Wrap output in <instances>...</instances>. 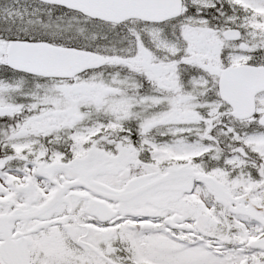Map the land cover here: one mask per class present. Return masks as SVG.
Instances as JSON below:
<instances>
[{
	"label": "snow or ice",
	"instance_id": "6c2138e0",
	"mask_svg": "<svg viewBox=\"0 0 264 264\" xmlns=\"http://www.w3.org/2000/svg\"><path fill=\"white\" fill-rule=\"evenodd\" d=\"M0 264H264V0H0Z\"/></svg>",
	"mask_w": 264,
	"mask_h": 264
}]
</instances>
